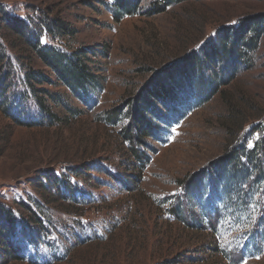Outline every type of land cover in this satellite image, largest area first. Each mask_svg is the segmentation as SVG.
<instances>
[{
    "label": "rangeland",
    "instance_id": "obj_1",
    "mask_svg": "<svg viewBox=\"0 0 264 264\" xmlns=\"http://www.w3.org/2000/svg\"><path fill=\"white\" fill-rule=\"evenodd\" d=\"M105 1L0 0V43L13 62L14 91L23 88L21 69L30 64V53L22 52L19 35L6 26V18L22 20L33 31L40 30L42 20L59 18L75 34L49 44L67 50L99 45L106 52L96 59L100 83L92 102L82 103L56 81L42 86L52 95L44 100V110L58 122L41 123L46 116L31 96L20 100V106L9 98L0 108V206L16 217L21 215L19 203L32 207L35 200L39 209L44 207L35 185L42 172H67L69 166L100 161L111 173H126L119 163L127 161L128 144L119 134L129 121L120 116L111 124L110 113L125 112L160 72L201 47L217 28L264 15V0H183L150 15L146 10L164 0H141L138 14L116 22ZM174 117L167 126L160 124V139L143 140L150 159L135 188L105 173L73 179L87 204L78 205L77 212L61 211L58 204L41 208L47 231L26 249L23 260L0 264H264V224L258 221L264 217L263 182L240 188L235 182L226 195L205 176L208 194L203 199L206 205L213 202L214 209L203 213L202 234L187 226L189 214L195 222L199 217L196 201L183 196L186 178L208 175L206 169L232 142L258 139L256 129L263 130L264 34L249 68L239 69L211 98L190 101ZM180 202L188 221L172 212ZM193 256L204 260L193 262Z\"/></svg>",
    "mask_w": 264,
    "mask_h": 264
},
{
    "label": "trees",
    "instance_id": "obj_2",
    "mask_svg": "<svg viewBox=\"0 0 264 264\" xmlns=\"http://www.w3.org/2000/svg\"><path fill=\"white\" fill-rule=\"evenodd\" d=\"M181 1L183 0H164L162 5L154 2L153 9L146 10V13L150 15L161 12L165 6ZM140 4L141 0H108L104 2L105 8L116 22L123 17L138 14L141 9ZM4 20L6 26L19 35V46L23 48L22 52L30 53L28 55L30 64L23 65L21 69L23 88L21 91H14L11 88L13 62L7 56L3 44L0 43V108L10 102L9 98L17 99L20 106V100L31 96L46 116V119L41 123L53 124L59 119L44 110V100L52 95L48 89L42 86L53 84L56 81L82 103H90L96 98L100 83L96 73V59L106 53L103 50L105 48L102 47L99 50L100 46L96 45L67 50L64 47L49 44L57 39L70 38L75 34L74 30L66 27L59 18L51 17L42 20L39 31L27 28L25 22L19 19L6 18ZM263 34V14L241 18L236 24H228L221 29L217 28L201 47L188 52L179 62L165 68L150 84L143 88L135 98V102L126 105L125 112L116 110V112L110 113L107 118L111 124L115 125L120 121V116L124 117L122 120L129 121L122 126L119 134L121 140L128 144V148L124 151L127 161L119 163L126 173L123 171L111 173L100 161L69 166L67 172H42L36 179L39 182L35 185L43 200V206L48 208V206L58 204L62 206L60 207L61 211L77 212L78 205L82 206L87 203L80 186L72 180L96 179L91 174L92 172L105 173L114 180L123 183L126 188H135L141 181L150 159L148 151L141 147L144 145L143 140L160 139V124L164 123L167 126L169 121L175 118V115L178 118L190 101L203 102L211 98L219 92L221 87L227 86L233 81L239 69L249 68ZM32 61L39 62L47 71L36 69ZM64 106L68 108L67 105ZM68 110L71 113L78 112L70 107ZM20 114L22 116V112ZM15 121L18 124L22 123L18 120ZM27 123L33 125L35 122L28 120ZM237 125L238 123H236ZM256 130L259 131L258 139L251 138L248 139L249 141L235 140L232 142L225 154L212 165L213 167L206 169L209 171L208 175L205 174L206 172H200L183 181L185 187L183 196H188V198L192 196L196 201L195 215L199 219L197 222L192 220L191 213L188 221L183 215L181 202L173 207L172 212L174 215L180 216L182 221L190 222L187 223V226L191 231L202 234L206 230L202 226L203 213L207 211L212 213L214 209L213 202L206 205L205 200L207 199H203L208 194V191L205 192L207 188L203 187L205 176L211 177V181L214 182V186L211 187L214 190L221 189L226 195L232 192L230 187L235 182L239 183V188L241 184L264 183V128ZM125 176H128L129 179H126ZM32 202L34 203L32 207L19 203L21 210L19 217H16L11 209L0 206V261L3 263L23 260L26 256V249L34 246L37 243V238L45 233L44 230L47 231V228L44 227V218L47 215L41 209L44 207L41 206L39 209L41 204L35 200ZM65 204L69 205L70 209L65 208ZM76 215L79 214L76 213ZM258 221L260 225L264 224V217H260ZM49 223L46 220V224ZM189 259L193 262L204 260L199 256L189 257Z\"/></svg>",
    "mask_w": 264,
    "mask_h": 264
}]
</instances>
